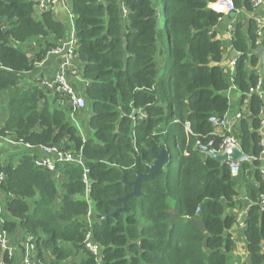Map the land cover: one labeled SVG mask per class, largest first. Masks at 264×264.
<instances>
[{"label":"trees","instance_id":"16d2710c","mask_svg":"<svg viewBox=\"0 0 264 264\" xmlns=\"http://www.w3.org/2000/svg\"><path fill=\"white\" fill-rule=\"evenodd\" d=\"M215 1L70 0L77 67L93 111L84 142L69 106L24 77L66 39L68 27L51 13L37 19L33 0H0V140L82 153L85 160L84 167L66 164L54 173L37 168L28 151H0V229L31 236L42 263L45 253L54 264H229L234 242L228 233L237 220L226 203L232 205L245 183L254 203L245 231L250 264H264L258 205L264 184L260 163L252 160L262 151V98L250 96L249 114L236 127L250 158L237 176L198 149L211 141L219 149L210 118L230 113L231 88L245 99L260 81L256 24L243 25L252 0H234L233 47L241 56L233 73L221 66L226 44L213 29L224 16L209 9ZM135 110L141 114L133 118ZM162 148L170 155L163 173L141 183L142 196L127 200L128 212L110 217ZM85 170L94 203L90 223ZM87 235L99 255L86 248ZM3 262L12 264L7 253Z\"/></svg>","mask_w":264,"mask_h":264},{"label":"built area","instance_id":"2783aa9c","mask_svg":"<svg viewBox=\"0 0 264 264\" xmlns=\"http://www.w3.org/2000/svg\"><path fill=\"white\" fill-rule=\"evenodd\" d=\"M65 0H37L36 7H38L43 14L51 13L55 14L58 6L64 5ZM209 9L223 15L224 17L228 15V13L236 10L234 6V0H216L215 2L209 4ZM252 12L251 18L256 24V34L257 39L255 46L259 48L264 45V0H252ZM74 17V16H73ZM75 31V29H74ZM69 33V32H68ZM76 40H75V32L68 36L63 40L57 48L50 50L47 57L45 59H49L54 56H62V59L59 61L58 71L55 74V78L53 80H37L40 85L45 86L47 92L51 95L58 98L60 105L69 106L70 120L74 123V125L78 128L85 142L86 137L84 134V128H82L81 124L78 122L79 114L85 110L86 100L83 95H81L76 87L72 84V76H79L81 73L80 68L77 66V55L75 51ZM237 59V58H236ZM236 59H233L229 63V67L234 70L236 66ZM234 72V71H233ZM232 72V73H233ZM29 74V73H28ZM257 94L260 98L261 96V82L259 81L258 85L253 88L249 94ZM58 95V96H56ZM141 114V112L139 113ZM138 114V115H139ZM249 113L246 114H238L233 118H230L228 115H225L223 118L211 117L210 123L214 127V136L221 139V143L219 149L216 150L220 154H232L233 150L242 151L241 144L238 138L235 136L234 128L238 126L241 119L245 118ZM261 124L264 123V107L262 109L261 114ZM188 127V126H187ZM189 130V129H188ZM1 139V138H0ZM2 140L7 141L12 146L20 147L23 151H28L31 154L33 159V163L37 168H46L51 172H58V168L66 165V164H75L76 166H85V160L82 156V153L75 156L70 151L65 149H59L56 147L50 146H31L21 142H15L12 138L7 139L4 138ZM215 144L214 141H211L209 146H213ZM200 145V144H198ZM214 147V146H213ZM261 147L262 151L258 158H253V161H257L261 164H264V139L261 138ZM243 152V151H242ZM8 157H6V161ZM250 160V158H249ZM242 162H233L231 159L225 162V164L231 169L232 175L237 176L240 173V167ZM1 166V164H0ZM260 173L263 176V184H264V166L260 165ZM3 181V174L0 173V185ZM83 181L86 184L87 190V198L89 201L88 195L90 194L91 181L89 178V171L85 170L83 175ZM90 202V201H89ZM258 205L264 211V192L260 195ZM3 208L0 203V209ZM93 214L88 211L86 216V221L90 223L93 219ZM248 217V216H247ZM247 217L241 218L239 217L237 220L238 226L245 230L247 229ZM86 248L91 251L94 255H99V246L93 244L90 235L86 236L85 240ZM25 252L22 258V264H38L39 260L37 258V245L34 243V239L31 236H26L24 241ZM264 252V243L263 248ZM0 252L7 253L8 256L12 259L14 257V251L9 246V234L6 229L3 227L0 229Z\"/></svg>","mask_w":264,"mask_h":264},{"label":"crops","instance_id":"0c3cea01","mask_svg":"<svg viewBox=\"0 0 264 264\" xmlns=\"http://www.w3.org/2000/svg\"><path fill=\"white\" fill-rule=\"evenodd\" d=\"M36 3L37 1L34 0ZM239 12V11H238ZM251 11H244V29H247V23L248 21H251ZM35 15L37 19H40L43 16V12L35 6ZM67 16L68 21H69V26H66L64 24L65 22L61 19V17ZM54 17L56 20H59L60 22H64L63 24L68 27V32L73 34L75 31V19L73 17V14L71 12V5H70V0H65L64 5H60L57 8V11L54 14ZM237 17V16H236ZM236 17L233 18H228V16H225L218 26L213 29V32L216 34V39L223 41L226 44L225 47V54H224V60L221 64V66L225 67L227 69V72L232 73L234 70H232L229 67V63L232 59V54L234 51H236L233 47V33L235 29V25L238 23ZM62 20V21H61ZM71 26V29H70ZM256 47V46H255ZM257 52H264V45L260 46L259 48H256ZM237 52V51H236ZM259 56V63L257 68L255 69L256 72L259 75V79L261 82V96L262 100L264 102V55ZM62 59V56H54L50 57L49 59H44L42 62H37L35 63V68L32 72L25 73L24 77L26 79H31L35 77L37 80H53L55 78V74L58 71V66H59V61ZM253 69V68H252ZM72 84L76 87L77 91L84 96L83 91L88 85V82L84 80L81 76V73L79 76H72ZM229 99L231 101V109L230 113L228 116L230 118L235 117L238 114H246L249 113L250 109V96H247L245 99L243 98L242 95L237 91L235 87L231 88L229 94ZM85 97V96H84ZM86 99V98H85ZM83 117H80L82 123H84V129L86 130L87 128V109L83 110L81 112ZM2 122V121H1ZM237 127V126H236ZM236 127L234 128V131L236 130ZM260 133L262 136V139H264V123L261 124V129ZM0 150L3 152H14L16 153H22L23 151L22 148L16 146H12L10 143H8L5 140H0ZM261 167L264 166V164H261ZM56 184H60V175L56 174ZM255 178L252 175H247V180L250 185H256L259 186V183H257ZM86 194V193H85ZM5 201V195H3L2 192H0V203L2 204V201ZM234 203L236 205H234ZM254 205V203L251 201L248 193H247V188L245 183H241L240 186L238 187V195L234 198L232 201V205L229 203H226L227 207V214L234 216L237 220L239 217L241 218H246L248 216V212L250 208ZM3 206V204H2ZM245 230L241 229L238 224L234 225L231 230H229L228 235L232 238L234 242V251L231 254L232 259L230 260L231 264H250L251 260V255L248 250V241L247 237L245 235ZM26 239V234L24 232H20L19 234H15L13 236L9 235V246L10 248L14 251V257L12 258V264H22V258L25 252V247H24V241ZM70 246V245H69ZM71 247V246H70ZM6 254V253H5ZM4 253L0 252V264H7L6 262H3V256L5 255ZM44 259L46 261H43V264H54L53 261L51 260L52 257L49 255H46L45 253L43 254ZM9 257V256H8ZM37 257H38V251H37ZM230 257V258H231ZM10 258V257H9ZM39 258V257H38ZM11 259V258H10ZM51 261V263L49 262Z\"/></svg>","mask_w":264,"mask_h":264},{"label":"water","instance_id":"95a60500","mask_svg":"<svg viewBox=\"0 0 264 264\" xmlns=\"http://www.w3.org/2000/svg\"><path fill=\"white\" fill-rule=\"evenodd\" d=\"M238 14V10H234L230 13H228V18H233ZM67 32V36H68ZM257 54L264 55V52H257ZM241 54L234 51L232 54V59H236L240 57ZM140 113L139 110H135L133 113V118H136V116ZM198 149H201L203 152L211 156L213 159L217 160L220 163H225L229 159H231L233 162H244L248 161L249 157L243 153L242 151L236 149L233 150L232 154H220L218 151L214 149L213 146H198ZM170 163V155L169 152L166 150V148H162L161 152L159 154H154V161L152 164L147 165L148 172L145 174L137 173L136 180L129 185L133 187V191L130 194H127L124 196L121 201L123 203V207L118 209L115 213L110 215V217L115 216L116 213H126L128 212L129 208L127 205V200L131 197H140L142 196V190H141V183L145 181H151L153 177L157 174L163 173V168L167 166ZM124 183H126L125 180H123ZM127 184V183H126ZM98 219L103 220V216H98Z\"/></svg>","mask_w":264,"mask_h":264},{"label":"rangeland","instance_id":"374dc122","mask_svg":"<svg viewBox=\"0 0 264 264\" xmlns=\"http://www.w3.org/2000/svg\"><path fill=\"white\" fill-rule=\"evenodd\" d=\"M35 1H37V0H35ZM163 18H165V16L164 17H161V19H163ZM61 19L65 22V23L64 22L63 23L66 24V26H69V21H68V17L67 16H63V17H61ZM70 29H71V26H70ZM166 50H167V44H166ZM167 71H168V68H166L165 76L167 75ZM25 81H26L27 84H37V79L35 77H33L31 79H26L25 78ZM85 108L87 109V113H88L87 114V121H86V123H87V128L86 129H89V121H90L91 117L93 116V111L91 109H88V107H87V100H86V106H85ZM231 109H233V108L231 107ZM80 117H83L82 114H79L78 122L81 124L82 128H84L85 127L84 126V123H82ZM88 197H89V195H88ZM84 198L85 199L87 198V194L84 195ZM89 200H90V212L93 213L94 212V203L92 202V200L90 199V197H89ZM3 208H4V206H3ZM3 208H1V210H3ZM231 259H232V257L230 258V260ZM38 260H39V258H38ZM49 262L51 263L50 260H49ZM38 264H43V263L39 260V263ZM229 264H231V262Z\"/></svg>","mask_w":264,"mask_h":264},{"label":"clouds","instance_id":"9594fccd","mask_svg":"<svg viewBox=\"0 0 264 264\" xmlns=\"http://www.w3.org/2000/svg\"><path fill=\"white\" fill-rule=\"evenodd\" d=\"M91 185H92V182H91ZM86 190H87V187H86ZM86 193V192H85Z\"/></svg>","mask_w":264,"mask_h":264}]
</instances>
